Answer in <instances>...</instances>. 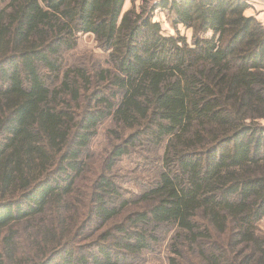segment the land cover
I'll return each mask as SVG.
<instances>
[{
    "label": "trees",
    "instance_id": "1",
    "mask_svg": "<svg viewBox=\"0 0 264 264\" xmlns=\"http://www.w3.org/2000/svg\"><path fill=\"white\" fill-rule=\"evenodd\" d=\"M126 2L0 0V264H52L56 256L120 264L106 247L75 257L63 230L85 152L109 120L122 142L109 168L131 146L164 147L159 179L143 196L149 210L127 218L129 232L118 228L126 257L172 227L180 247L202 250L203 264H264V24L247 15L248 0H132L124 11ZM156 11L175 35L164 34ZM83 36L94 37L104 66L65 69L64 55ZM97 183L100 198L120 199L113 179ZM55 210L70 213L58 216L55 234L30 228ZM95 216L107 224L117 213L104 202ZM22 224L35 230L29 246ZM224 236L231 256L213 243ZM179 246L168 264H182Z\"/></svg>",
    "mask_w": 264,
    "mask_h": 264
},
{
    "label": "rangeland",
    "instance_id": "2",
    "mask_svg": "<svg viewBox=\"0 0 264 264\" xmlns=\"http://www.w3.org/2000/svg\"><path fill=\"white\" fill-rule=\"evenodd\" d=\"M158 0H135L136 6H140L143 2H148L151 5ZM251 8L247 11V15L256 16L264 24V0H248ZM132 0H127L124 11L132 7ZM154 18L161 23L165 35H175L167 15L162 11H156ZM183 35L189 39L191 32L180 28ZM64 68L70 66L83 65L90 70H97L104 66L106 56L105 53L98 47L93 36H83L79 41V47L72 54L66 53L63 57ZM115 126L111 120L101 125L98 134L91 142L89 148L85 152V161L87 168L85 173L78 180L74 195L72 197V216L63 230L66 232L64 238L72 244L74 256L77 258L91 257L99 254L101 249L107 248L111 256L119 260L120 264H168L172 254V246H179L174 242V236L177 231L172 227H163L155 231V244L152 248L133 256L126 257V251L123 248L124 235L118 233V228L127 231L130 229L127 218L138 212H146L149 210V204L144 201L143 196L148 188L155 184L159 179L162 171V157L164 147H154L149 145H136L127 151L125 157L119 160L113 168H109L110 156L115 148L122 142L114 139ZM113 179L119 188L120 199H103L97 192V182L104 176ZM69 200V199H68ZM70 200L68 203L70 204ZM107 202L111 208L117 213V218L107 224L101 223L95 216V212L100 203ZM73 211L75 215L73 217ZM70 213L58 214L55 210V215L52 213L31 222L30 228H47V231H52L54 234L55 223L61 218V215L68 217ZM59 216V217H58ZM76 222L84 225L83 230H77ZM259 231L264 233V221L258 224ZM35 230L29 229V226L24 224L18 228L21 241L28 244L31 239H34ZM110 232L104 239L101 237L104 233ZM130 230H128L129 232ZM38 236V232L36 233ZM68 235V237H67ZM28 239V240H27ZM215 240H220L227 250V254L232 255V242L227 237H213ZM230 241V244H229ZM180 247V246H179ZM182 251V264H203L202 250L200 251L196 245H187L180 247ZM52 256V255H51ZM61 257V256H60ZM62 258V257H61ZM59 256H56L52 264H64Z\"/></svg>",
    "mask_w": 264,
    "mask_h": 264
}]
</instances>
